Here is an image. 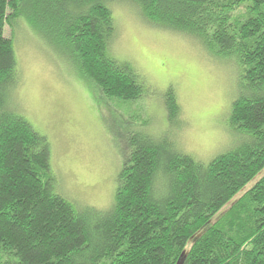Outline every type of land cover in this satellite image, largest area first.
Instances as JSON below:
<instances>
[{"label":"trees","instance_id":"1","mask_svg":"<svg viewBox=\"0 0 264 264\" xmlns=\"http://www.w3.org/2000/svg\"><path fill=\"white\" fill-rule=\"evenodd\" d=\"M122 2L239 66L230 121L248 140L204 164L135 130L113 205L78 207L55 192L46 137L15 108L5 27L23 17L106 97L134 102L139 73L110 54ZM166 109L178 118L172 90ZM0 264H264V0H0Z\"/></svg>","mask_w":264,"mask_h":264},{"label":"rangeland","instance_id":"2","mask_svg":"<svg viewBox=\"0 0 264 264\" xmlns=\"http://www.w3.org/2000/svg\"><path fill=\"white\" fill-rule=\"evenodd\" d=\"M112 9L117 31L110 54L134 67L143 86L134 102L106 97L23 17L5 27L19 69L12 100L46 137L55 192L78 207L99 210L115 201L124 146L135 130L166 138L204 164L248 140L230 121L240 95L238 65L212 55L193 36L150 23L128 3ZM170 90L180 106L172 121L166 109Z\"/></svg>","mask_w":264,"mask_h":264}]
</instances>
